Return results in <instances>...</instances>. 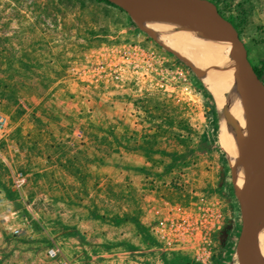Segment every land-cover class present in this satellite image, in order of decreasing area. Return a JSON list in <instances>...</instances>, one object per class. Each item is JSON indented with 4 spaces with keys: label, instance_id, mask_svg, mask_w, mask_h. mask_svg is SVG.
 Masks as SVG:
<instances>
[{
    "label": "rangeland",
    "instance_id": "obj_1",
    "mask_svg": "<svg viewBox=\"0 0 264 264\" xmlns=\"http://www.w3.org/2000/svg\"><path fill=\"white\" fill-rule=\"evenodd\" d=\"M211 1L264 82V0ZM150 32L106 0H0V264H44L51 241L108 264H238L216 92Z\"/></svg>",
    "mask_w": 264,
    "mask_h": 264
},
{
    "label": "water",
    "instance_id": "obj_2",
    "mask_svg": "<svg viewBox=\"0 0 264 264\" xmlns=\"http://www.w3.org/2000/svg\"><path fill=\"white\" fill-rule=\"evenodd\" d=\"M138 19L153 15H175L198 18L211 26H197L202 33L230 43L229 56L234 62L233 77L244 110L248 141L243 144L240 134V155L246 176L242 186L233 183V192L240 211L241 226L236 240L238 264H264L259 249L258 233L264 226V82L248 59L246 46L234 25L219 12L211 0H106ZM218 29V31H215ZM146 29V28H145ZM190 68L198 72L192 65ZM223 114L227 117L226 110ZM253 149L248 160L244 151Z\"/></svg>",
    "mask_w": 264,
    "mask_h": 264
},
{
    "label": "bare ground",
    "instance_id": "obj_3",
    "mask_svg": "<svg viewBox=\"0 0 264 264\" xmlns=\"http://www.w3.org/2000/svg\"><path fill=\"white\" fill-rule=\"evenodd\" d=\"M137 20L142 27L151 31L166 48L186 61L197 63L201 68L203 83L210 91L216 92L221 114V135L226 137L228 130L222 149L232 167V180L236 185L242 186L244 176L241 170L245 173L246 171L244 165L238 160L240 155L239 136L242 135L243 144H246L248 130L241 98L234 84V62L229 56V41L218 38L220 50L226 62L222 61L217 64L218 59L213 53L214 42L217 41V38L210 33L206 34L196 30L197 26H211L210 24H206L198 18L175 15L144 16ZM214 30L219 32L218 29L214 28ZM214 67L216 71H214ZM216 80H218L217 84ZM223 110H226L229 115L227 128V117L223 114ZM243 153L245 158L251 160L254 151L248 148ZM258 241L264 242V237L258 234Z\"/></svg>",
    "mask_w": 264,
    "mask_h": 264
},
{
    "label": "built area",
    "instance_id": "obj_4",
    "mask_svg": "<svg viewBox=\"0 0 264 264\" xmlns=\"http://www.w3.org/2000/svg\"><path fill=\"white\" fill-rule=\"evenodd\" d=\"M1 121V119H0ZM164 237L163 234L160 235ZM46 263L44 264H108L105 257L96 255V258H85L78 253L68 254L57 241H51L44 250Z\"/></svg>",
    "mask_w": 264,
    "mask_h": 264
},
{
    "label": "trees",
    "instance_id": "obj_5",
    "mask_svg": "<svg viewBox=\"0 0 264 264\" xmlns=\"http://www.w3.org/2000/svg\"><path fill=\"white\" fill-rule=\"evenodd\" d=\"M230 21V19H228ZM231 22V21H230ZM232 23V22H231ZM256 71V70H255ZM257 73V72H256ZM257 75L260 77V75L257 73Z\"/></svg>",
    "mask_w": 264,
    "mask_h": 264
}]
</instances>
